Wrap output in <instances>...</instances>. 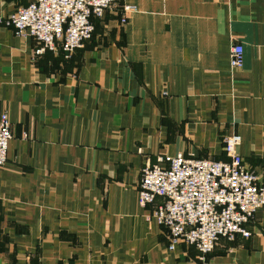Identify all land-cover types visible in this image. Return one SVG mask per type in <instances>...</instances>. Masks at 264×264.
Listing matches in <instances>:
<instances>
[{"label":"crops","instance_id":"crops-1","mask_svg":"<svg viewBox=\"0 0 264 264\" xmlns=\"http://www.w3.org/2000/svg\"><path fill=\"white\" fill-rule=\"evenodd\" d=\"M29 0H0L6 18ZM130 5L125 23L121 5ZM69 57L0 23V264H199L194 245L140 205L146 161L225 160L237 133L264 183V0H120ZM232 43L243 66L232 71ZM250 234L219 237L209 264H264V207Z\"/></svg>","mask_w":264,"mask_h":264},{"label":"built area","instance_id":"built-area-1","mask_svg":"<svg viewBox=\"0 0 264 264\" xmlns=\"http://www.w3.org/2000/svg\"><path fill=\"white\" fill-rule=\"evenodd\" d=\"M120 0H29L0 23L13 28L22 38L32 37L37 46L34 55L62 50L65 57L92 37L93 18ZM130 5H121L120 22L125 23ZM232 71L243 66V46L232 43L229 54ZM10 121L0 113V166L7 161L11 139ZM225 160L198 158L177 153L146 161L138 181L140 205L153 203L148 217L167 229V247L180 242L197 249L199 264H209L207 254L221 236H248L247 226L258 208L264 207V183L246 168L238 150L241 136L222 137ZM67 264V263H61Z\"/></svg>","mask_w":264,"mask_h":264}]
</instances>
